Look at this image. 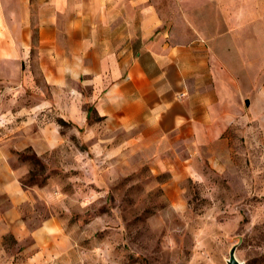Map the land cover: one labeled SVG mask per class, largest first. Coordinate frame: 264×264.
<instances>
[{"label": "crops", "instance_id": "1", "mask_svg": "<svg viewBox=\"0 0 264 264\" xmlns=\"http://www.w3.org/2000/svg\"><path fill=\"white\" fill-rule=\"evenodd\" d=\"M1 86L0 112L20 101L26 121L0 124V237L50 262L68 247L54 193L18 160L59 144L36 108L127 133L155 164L223 169L237 132L264 148V0H0Z\"/></svg>", "mask_w": 264, "mask_h": 264}, {"label": "rangeland", "instance_id": "2", "mask_svg": "<svg viewBox=\"0 0 264 264\" xmlns=\"http://www.w3.org/2000/svg\"><path fill=\"white\" fill-rule=\"evenodd\" d=\"M0 94L11 93L1 86ZM18 103L0 112V124L26 121ZM35 112L57 126L59 144L20 151L28 169L21 182L53 191L68 247H53L50 262H32L31 246L6 234L0 264H226L234 244L242 264H264V148L256 139L237 132L223 169L198 157L160 165L152 147L127 133L107 136L103 125L85 131L50 106Z\"/></svg>", "mask_w": 264, "mask_h": 264}, {"label": "water", "instance_id": "3", "mask_svg": "<svg viewBox=\"0 0 264 264\" xmlns=\"http://www.w3.org/2000/svg\"><path fill=\"white\" fill-rule=\"evenodd\" d=\"M236 244L232 245L228 251V257L226 259V264H242V262L238 261L234 256Z\"/></svg>", "mask_w": 264, "mask_h": 264}]
</instances>
